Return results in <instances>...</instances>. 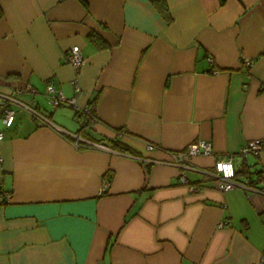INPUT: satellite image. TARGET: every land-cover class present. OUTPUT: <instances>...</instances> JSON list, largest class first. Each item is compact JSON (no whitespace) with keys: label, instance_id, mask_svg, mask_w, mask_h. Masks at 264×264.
<instances>
[{"label":"crops","instance_id":"obj_1","mask_svg":"<svg viewBox=\"0 0 264 264\" xmlns=\"http://www.w3.org/2000/svg\"><path fill=\"white\" fill-rule=\"evenodd\" d=\"M164 1L170 22L152 0H0V92L62 129L16 105L7 127L0 111V264L260 261L264 194L207 172L230 154L236 171L264 172V150L238 154L264 138V0ZM48 83L93 118L53 108ZM64 131L128 150L75 149ZM200 139L213 153L187 158L195 170L160 162Z\"/></svg>","mask_w":264,"mask_h":264},{"label":"built area","instance_id":"obj_2","mask_svg":"<svg viewBox=\"0 0 264 264\" xmlns=\"http://www.w3.org/2000/svg\"><path fill=\"white\" fill-rule=\"evenodd\" d=\"M65 59L68 61L75 70H79L80 67L85 63L86 58L80 53L79 47L74 45L66 50ZM211 61L212 59L209 58ZM242 63L245 66H249L251 61L248 58H243ZM213 73L217 72V69L212 70ZM48 102L53 108H56L60 104H66L75 108L77 114H89L90 106L80 108L75 103L73 96H66L62 91L57 90L52 83H48L44 92ZM13 105H16L26 110L30 116H32L40 125L55 126L62 130L60 127L55 125L44 113L39 111L35 106L28 104L21 100L17 95L13 93H1L0 92V111L4 117V122L7 127L12 126L15 121V110ZM96 119V117H95ZM65 137L68 139L72 147L75 149L83 147L100 148L114 152L115 150L103 141L93 140L89 137L83 136L81 131L68 132L64 131ZM4 137L3 131L0 130V142ZM148 148H153L154 144L147 143ZM261 150H264V138H251L247 139L238 150V154L241 157L256 156ZM213 153L212 142L207 139H200L191 143H188L183 149L168 151L169 157L160 162H164L176 167L183 169H194L195 167L189 165L186 162L187 158L194 155L204 154L210 155ZM2 156L0 154V161ZM207 174L213 179L215 186L221 190H229L233 188H241L246 192L253 191L256 193L264 194V172H257L255 177L245 176L244 179L236 178V169L233 162V154H230L223 158H218L214 163V170L208 171ZM178 179L183 183H189L186 172L181 171ZM107 185V181L104 186ZM200 186L190 184L191 190H196ZM6 199H9L10 194L6 193ZM225 224L220 222L219 226ZM256 264H264V248H262V255L260 261Z\"/></svg>","mask_w":264,"mask_h":264},{"label":"trees","instance_id":"obj_3","mask_svg":"<svg viewBox=\"0 0 264 264\" xmlns=\"http://www.w3.org/2000/svg\"><path fill=\"white\" fill-rule=\"evenodd\" d=\"M152 2L154 3V6L158 10V12L161 14V16L166 20V22H170L172 17H171V14L169 12V9H168L165 1L164 0H152ZM2 14H3V11H2V8L0 6V18L2 16ZM89 37H90V40L93 43H96L99 47L104 46V44H100L99 37L95 33H90ZM86 115L93 118V116H94L93 104L90 107L89 114H86ZM103 142H105V141H103ZM105 143L108 144V142H105ZM108 145H112V147H114L116 149L128 150L126 147L120 145L119 142L115 141V140H113ZM251 173L252 172L249 170V167L247 165H244V167L240 171H236V178L240 175L250 176Z\"/></svg>","mask_w":264,"mask_h":264}]
</instances>
